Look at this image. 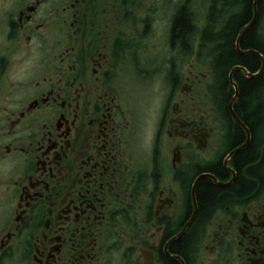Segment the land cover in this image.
<instances>
[{
    "label": "flooded vegetation",
    "instance_id": "flooded-vegetation-1",
    "mask_svg": "<svg viewBox=\"0 0 264 264\" xmlns=\"http://www.w3.org/2000/svg\"><path fill=\"white\" fill-rule=\"evenodd\" d=\"M141 23V0H0V264H264V98L250 129L245 73L204 82L193 55L179 80L144 82L175 45ZM251 28L256 49L237 50L256 70ZM252 138L251 190L198 215L197 183L231 186Z\"/></svg>",
    "mask_w": 264,
    "mask_h": 264
},
{
    "label": "trees",
    "instance_id": "trees-1",
    "mask_svg": "<svg viewBox=\"0 0 264 264\" xmlns=\"http://www.w3.org/2000/svg\"><path fill=\"white\" fill-rule=\"evenodd\" d=\"M253 0H240V8L241 12L238 14V16H235L232 19L231 22V31L228 34H225L224 40L225 43L222 47V52L220 56L218 57V61L220 63L225 64L227 67L232 64H240L248 68L249 71H254L255 69L250 66L248 63L252 61V65L254 66L257 62L256 58L254 56H242L235 52L234 46H233V38L238 31L249 19L251 15V4ZM263 0H258L257 5L260 12L261 6H262ZM254 28H250L247 31L244 32L241 40L240 45L242 49H256L255 41L253 39ZM173 35H175L178 39H184L187 40V37L189 36V25L187 22V19L185 18L183 11L176 16L174 19V26H173ZM219 63V64H220ZM227 67L224 68L222 65L218 68L217 71V82H227ZM229 70V69H228ZM237 72L234 73V78H236ZM263 76H259L256 79L252 80H242L239 84V106L242 110L249 104L250 102V95L253 92V90L260 85L262 82ZM261 108L260 106H257L255 109H253V114L249 117L245 116V123L249 126L250 129L254 128V122L255 117L258 113H260ZM242 138V134L238 132V137ZM257 152L253 144V138L251 139V142L248 146V148L238 153L235 156L234 159V165L237 169V178L235 182L227 187V188H220L212 183L207 178H202L196 186V192H197V200H198V215L199 214H206L209 209L210 211L214 208V206H217L220 196L219 194L225 192V191H236L239 194H244L251 190L253 187V184H251L250 181L245 180L240 173V168L245 165L246 163H249L250 161L256 159ZM258 167H252L247 170V175H249L252 178H256ZM222 196V195H221Z\"/></svg>",
    "mask_w": 264,
    "mask_h": 264
},
{
    "label": "bare ground",
    "instance_id": "bare-ground-1",
    "mask_svg": "<svg viewBox=\"0 0 264 264\" xmlns=\"http://www.w3.org/2000/svg\"><path fill=\"white\" fill-rule=\"evenodd\" d=\"M168 1H171V3H173V5H167L166 4L167 7L170 6L171 10L175 14V16L173 17V21L176 18V16H178V14L183 11V14H184L185 18L187 19V22L189 25V36L187 37V40L178 39L175 35L172 34L174 22L172 21V23L170 25V20H167L168 27L170 25V28H169L168 34H166L167 37L164 38V40H165L164 43H168V42L172 43L175 45V47H173L174 52L170 51L168 49L164 50V52L166 54L170 55V58H168V60L166 62V65L168 66L169 70L167 69V70L161 71V72H163L162 73L163 76H165V78L168 82H173L172 79L174 77L177 80H179L181 78L182 68L185 65V59L187 60L188 58H190L194 54L195 49L198 45L199 47H204V52L206 54H212L213 60L211 63V68H212L211 79L213 82H217L218 68L220 67V65H222V67H224V68L227 67L225 64L220 63L218 61V57L220 56V54L222 52V47L225 43L224 36H225V34H228L231 31V22H232L233 16L238 14L240 0H230V1L229 0H219L220 1L219 3H221L223 6H226L228 4L229 9L231 10V13L228 14L223 19V20H226V24H225L224 28L220 27L223 20L218 22L219 31H220V32L218 31V33H217V31L216 32L210 31V29L215 24V20L213 18L211 19L210 23H207L206 29L203 28V31H200V33H199L198 24H197L198 20L196 19L195 14H194L193 9H192V4L195 2L194 0H168ZM254 1L255 0H253L252 4H251V15H250L249 19L247 20L245 25L242 27V29H238V31L236 32V34L233 38V46H234V50L236 53H238V50H239L238 41L243 36L244 32L247 31L248 29H250L257 22L262 23V20H263L262 17L264 18V0L262 2L260 12H259L258 5H257L258 0L256 1V5H255L256 6V15H255V9H254ZM240 12H241V8L239 10V13ZM198 37H201V39L203 41L202 46L196 42V39ZM146 50L150 51L147 47H146ZM141 58L146 60V61L152 62L153 64H155L156 67H158L161 64L159 61H154L152 54L149 52H146ZM230 66L231 65H229L227 67V71H228L227 74L230 75L229 78L231 79V81H232L231 75H233L237 69H239L245 73L244 77L246 80L254 79L260 73H264V62H262L261 66L254 71H249V70H246L245 68H241L238 66H234L230 69ZM159 73H160V71H159ZM144 74L145 75L141 76V80H143V81L148 82L150 79L153 78V76L148 75L146 72ZM259 91H261V92L258 95V100L256 99V97L253 94L250 95V100L256 102L257 106H263V103L260 102V99H261L260 96H262L264 98V86L259 87ZM229 109L231 111L230 114H231L232 118L237 123H240L238 117L232 111L230 103H229Z\"/></svg>",
    "mask_w": 264,
    "mask_h": 264
},
{
    "label": "rangeland",
    "instance_id": "rangeland-1",
    "mask_svg": "<svg viewBox=\"0 0 264 264\" xmlns=\"http://www.w3.org/2000/svg\"><path fill=\"white\" fill-rule=\"evenodd\" d=\"M195 2L192 4V9L195 14L198 24V31H203L205 24L211 22L213 18L215 20V24L210 29L211 32H216L219 29L218 22L222 21L228 14L231 13L228 4L223 6L219 3V0H194ZM230 1V0H229ZM173 5L171 1L168 0H141V18L146 21V24L141 23V26H147L146 30H151L156 36L154 38H150L146 40V42H153L157 40V37H163L167 32V20L173 14L170 6ZM262 24L264 25V19L262 20ZM196 42L202 46V39L198 37ZM194 58L199 63L200 69L204 72L208 68V65L212 63V54H206L204 52V47H199L197 45L195 52L193 54ZM211 66V65H210ZM212 70V68H210ZM161 74L163 72H160ZM157 74L153 78L156 79L155 82H164L163 74ZM146 82V81H144ZM204 82H213L212 79H206Z\"/></svg>",
    "mask_w": 264,
    "mask_h": 264
},
{
    "label": "water",
    "instance_id": "water-1",
    "mask_svg": "<svg viewBox=\"0 0 264 264\" xmlns=\"http://www.w3.org/2000/svg\"><path fill=\"white\" fill-rule=\"evenodd\" d=\"M256 1L257 0H255L254 1V9H255V15H256ZM244 29V28H243ZM235 91H236V87H235ZM236 98V92H235V96L232 98V100L230 101V105H231V103H232V101L234 100ZM203 176H205V175H201V176H199L198 178H196V180H195V185H196V183H197V181L201 178V177H203ZM209 177L212 179V181H213V183L216 185V186H218V187H224V186H226V185H228L230 182H228V183H222V182H220V181H218L215 177H213V176H211V175H209ZM232 181V180H231Z\"/></svg>",
    "mask_w": 264,
    "mask_h": 264
}]
</instances>
